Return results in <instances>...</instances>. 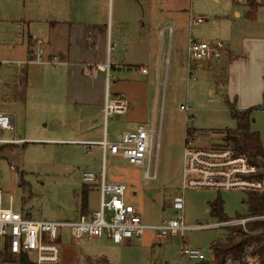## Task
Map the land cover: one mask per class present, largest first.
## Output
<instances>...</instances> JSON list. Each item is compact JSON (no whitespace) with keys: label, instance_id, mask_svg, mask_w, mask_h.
Masks as SVG:
<instances>
[{"label":"rangeland","instance_id":"obj_1","mask_svg":"<svg viewBox=\"0 0 264 264\" xmlns=\"http://www.w3.org/2000/svg\"><path fill=\"white\" fill-rule=\"evenodd\" d=\"M247 2L63 0L68 18L84 22L96 20L107 29L112 26V19L116 26L119 10L131 11L130 16L127 14L126 24L133 30L138 29L136 37L148 39V49L146 55L143 41L142 48L138 46V51L132 53L134 58L130 59L138 58L137 62L146 65L148 73L140 74L133 67L125 82V77L113 70L108 95L114 98V92L120 89L129 101V111L124 115L109 116L105 124L103 112L94 110L83 119L75 102L64 107V89L59 88L55 96H50L47 82L45 85L43 80L39 81L43 69H39L38 64L0 65L3 79L8 74L20 78L21 82L25 79L23 89L15 94L8 92L7 87L0 91V111L13 112L15 135L28 139L25 143L5 148L1 153V157L4 156L0 159L3 206L8 208L12 204L15 210L30 213L36 220H74L81 214L83 190L87 188V213H92L99 208L100 185L99 182L86 183L83 176L85 172H92L100 177L105 166L107 182L127 185L125 199L138 209L146 223L155 225L164 218L183 214L188 226H202L188 230L185 241L191 248L204 250L211 259L212 245L223 240L230 229L208 226L223 219L211 213L212 204L222 202L224 218L246 216L250 214L249 192L211 188L183 191L185 139L190 138L196 147H231L227 138L240 139L242 136L227 101L239 105L254 100L249 106L253 107L249 129L260 133L264 140V76L260 90L256 83L240 90L244 80H229L228 73L223 76L215 74L212 60L201 62L199 67L200 62L195 65L191 72L196 79H188L187 46L189 37L193 36L208 42L219 39L233 49L241 48L245 42H257L260 48H264V1H256L262 5L257 21L248 19ZM60 4L57 0H0V59L26 57L29 50H35L37 38L44 35L48 15H58ZM44 5L49 7L46 16ZM38 6H41L42 13L37 11ZM235 9L241 11L240 17L234 13ZM190 13L193 17L201 15L205 19L200 24L191 25ZM140 21L147 29V36L144 29L141 33ZM170 25L174 27L171 39L168 30L165 36H161L160 31ZM96 41V37L92 38L93 43ZM111 44L115 46L113 42ZM96 45H99L98 41ZM123 51L127 55L124 46L114 47L111 55L120 57ZM109 57L107 55V59ZM107 63H111L110 60ZM205 63H209L211 69L205 68ZM67 64L59 67L67 70ZM253 69L255 73L263 71L264 60L262 65L256 61ZM246 80L248 85L250 82ZM181 105L188 106V110L182 109ZM59 108L62 110L57 111ZM142 123L154 125L157 136L151 163V170L157 171L156 179L144 177L147 165L131 164L124 157L110 153L104 165L100 145L81 143L85 139L102 140L105 129L108 141L115 142L123 133L135 130ZM12 135L13 132L6 133V136ZM176 196L184 197L183 212L172 209ZM181 243L180 235L159 237L156 230L148 229L141 239L133 238L121 244L105 237L88 239L84 236L74 242L67 237L62 240L61 247L64 264H171L180 260ZM0 264L20 263L4 259L0 253Z\"/></svg>","mask_w":264,"mask_h":264},{"label":"built area","instance_id":"obj_2","mask_svg":"<svg viewBox=\"0 0 264 264\" xmlns=\"http://www.w3.org/2000/svg\"><path fill=\"white\" fill-rule=\"evenodd\" d=\"M260 3L262 0H256ZM204 17H190V24H200ZM172 28L168 33L172 35ZM166 29L160 31L165 36ZM225 45L222 41H200L193 36L188 39V79L192 76L191 70L200 61L219 59ZM43 37L37 38L35 50L24 60H1L0 65L7 64L20 66L22 64H60L57 57H48L45 54ZM107 73V82L110 81V65L99 66ZM147 74V68L142 69ZM7 85H11L8 87ZM23 81L7 80L0 77V91L8 87V92L15 94L22 88ZM17 90V91H16ZM188 110V106L181 105ZM129 111V102L123 94L110 98L107 94L103 115L105 124L109 116L114 114L124 115ZM16 119L13 113L0 111V146L25 143L26 138L15 135ZM13 132L12 136H6L7 132ZM157 138L154 125L140 124L135 130L126 131L115 142L107 139V129L104 138L100 141H84L86 145L98 144L103 151L104 165L107 154L121 156L135 165H147L144 177L156 179V169L151 170L153 143ZM159 142L156 143V149ZM261 169L254 164L248 156L237 153L231 147H196L190 138L185 139V147L182 160V188H211L217 190L240 189L244 191H264V179L260 178ZM84 181L99 182L100 203L99 208L90 214H80L74 220H36L25 213L12 207L3 206V190L0 188V253L5 257L6 250L20 263L23 253L31 256L35 264H64L61 242L69 237L74 242L76 239L87 237L90 239L107 238L115 244H121L133 238L141 239L145 231L153 229L159 237L167 235H180L182 243L179 250L180 260L171 264H263L260 246L258 242H251L244 246L240 256L227 257L220 260L212 245V258L209 259L204 250L191 248L185 241L188 230L203 228L188 226L183 214L178 217L164 218L159 223L151 225L146 223L138 209L125 199L128 187L123 182H107L105 166L98 175L92 172L84 173ZM12 197V195H11ZM172 209L184 211L185 200L183 196H176L172 201ZM264 222V214L247 215L232 219L222 220L208 225L214 227L230 228L227 233L242 229L244 232L256 235L259 232H251L249 225ZM7 247V249H6Z\"/></svg>","mask_w":264,"mask_h":264},{"label":"crops","instance_id":"obj_3","mask_svg":"<svg viewBox=\"0 0 264 264\" xmlns=\"http://www.w3.org/2000/svg\"><path fill=\"white\" fill-rule=\"evenodd\" d=\"M59 1L61 2V4L60 8H57L58 15L56 16H49V7H46L45 5L42 6L44 8L45 16L48 15V19L46 20L44 35L41 34L39 36L43 37L44 39L46 54L48 56L60 57V64L68 63L67 65L69 66V68L66 70V68L59 67L60 64H56V66H53V64H38L39 69H43L39 81L43 80L44 84L47 82L50 96H55L56 91L59 90V88L64 89V93L66 94V98L63 103L64 107H69L70 104H73L75 102L76 107L79 109V112L83 115V119H85L87 115L94 110L98 112L103 111L106 95L109 94L108 87L110 86V81L107 82V73H105V71L102 70L99 66H105L106 64H109L111 68L110 74L112 75L114 70V72H116L117 74L125 77V82H127V80L130 78V71L133 67H135L138 73L144 74L142 73V69L147 68V66L143 65V63L141 62L138 63V58H130H134L132 53L133 51H138V46L142 48L143 41L146 47L147 55L148 39L146 38L143 40L139 37H136V34L139 33L138 29L135 28V31L133 30L132 26H127V14L130 16L131 11L127 12V10H119L116 26L114 25V20L112 19V26L110 25V27H108L107 29L106 25L96 20H91V22H84L70 19V17L68 18L66 9L65 7H63V0H57L58 3ZM240 1L241 0H237L238 3H240ZM246 1H248L247 5L249 7L247 13L248 19L257 21L259 17V8L262 5L252 13L249 0ZM37 11L40 13L43 12V10H41V6H38ZM234 13L237 17L241 16V11L239 9H235ZM190 17H193L191 13ZM140 23L141 33L142 29H144V33L147 36V29L144 27V23L141 21ZM114 27L116 28L114 29ZM168 28H172V33H174V27L172 25H170ZM95 37L99 42L98 46L96 45L97 41L96 43L92 42V38ZM216 41L221 40L217 39ZM112 42L115 44V46L111 44ZM224 45L225 47L222 50L221 58L213 59L214 62L212 64V67L215 74L223 76L225 73H228L229 80H244L240 84V90H244L245 87L247 89L254 83H256L258 90H260L259 87H261L262 85L261 81L262 75L264 76V69L263 71L260 70L261 73L259 70L255 73L253 67L255 66L256 61H258V63L261 65L263 64L264 48H260L261 46L257 42H245L242 43L241 48L236 49H233L225 43ZM119 46L125 47L127 51L125 52L127 55H125L123 51L120 57H113L111 55L112 50H114V47L119 49ZM33 51L34 49L29 50L25 55L26 57H18L16 59H13L24 60L28 56H30ZM107 55L110 56L108 59ZM108 60H110L111 63H107ZM210 61L212 60L200 61V64L197 66H202V63H207ZM206 63L204 64V67L208 70L211 69L210 64ZM95 68H97V70ZM64 74L66 76L63 78ZM8 75L9 76L5 79L9 81H12L14 79L16 80V78H14L15 76L13 77V74ZM231 76H233V78H231ZM244 77L249 80L250 83L248 85L247 82H245ZM24 84L25 79L23 78V85ZM7 86L10 87L11 85ZM129 88L133 90L131 85L129 86ZM21 89H23V86L22 88L18 89V91ZM262 89L264 90V87ZM119 90L114 92L115 96L123 94L126 98V95ZM229 102L235 104V107L239 111L251 109L253 107L249 106H251V104H254V100L249 103L239 105L237 102H232L231 100ZM52 105L55 106V104ZM61 110V108L57 109V111ZM81 123H83L82 120ZM100 140L101 139H85L81 141Z\"/></svg>","mask_w":264,"mask_h":264},{"label":"trees","instance_id":"obj_4","mask_svg":"<svg viewBox=\"0 0 264 264\" xmlns=\"http://www.w3.org/2000/svg\"><path fill=\"white\" fill-rule=\"evenodd\" d=\"M264 1V0H263ZM250 7L252 9V13L258 9L259 5L255 0H249ZM228 105L231 109L233 116L236 118L238 122V131L241 134V138H233L228 137V145L232 147L237 153L244 154L249 157V159L260 167L261 173L260 178L264 179V140L262 139L260 133L258 132H251L250 122H251V115L253 109H248L245 111H239L235 104L230 103ZM230 136V135H229ZM13 145H1L0 146V159L1 153L7 147ZM248 206H249V215H258L264 214V191L262 192H254L248 191ZM88 190L87 188L83 190V201H82V214H89L87 213L88 204ZM25 213V212H24ZM211 213L214 215L221 216L223 219L226 220L228 218H224L223 214V204L221 201H216L212 204ZM28 217H32L30 213H25ZM240 215L239 217H241ZM247 216V215H246ZM249 229L251 232L258 231L259 233L256 235H252V233L248 234L244 232L242 229H238L235 233L230 232L227 233L225 238L221 240L214 246L215 254L220 259L225 261L227 257L231 256L233 258H238L244 248V246L251 242H258L260 246V253L262 257V261L264 264V222L253 223L249 225ZM7 249V247H6ZM5 259H9L14 261L15 257L6 250ZM20 264H35L32 261L30 255L23 253L21 255Z\"/></svg>","mask_w":264,"mask_h":264}]
</instances>
